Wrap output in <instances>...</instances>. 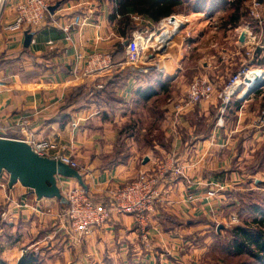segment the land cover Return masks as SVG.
Segmentation results:
<instances>
[{
  "label": "crops",
  "instance_id": "1",
  "mask_svg": "<svg viewBox=\"0 0 264 264\" xmlns=\"http://www.w3.org/2000/svg\"><path fill=\"white\" fill-rule=\"evenodd\" d=\"M24 1L0 0V136L27 143L54 140L79 163L87 191L95 201L105 200L109 187L129 181L140 171L160 170L162 201L150 214L149 249L129 214L113 213L104 225L75 242L69 226L59 218L65 201L38 199L31 189L20 183L9 187L8 177H0L5 184L0 187V264H17L29 251L41 264H168L166 255L169 264L178 263L176 252L183 245L182 234L198 230L197 224L213 217L229 199L231 184L248 186L250 178L257 187L264 184V132L259 122L264 114V86L245 100L237 96L227 107L225 120L213 119L210 127L214 128L201 134L191 123L197 113L206 116L207 108L215 111L216 92L222 83L219 64L213 62V56H202V73L193 79L210 80L215 94L182 108L178 115L166 105L170 111L159 121H163L167 145L156 143L153 152L143 148L138 161L139 152L132 142L139 122L130 118H135L136 105L150 100L144 101L139 92L150 86L157 91L154 96L165 99L173 89L175 101L181 100L188 87L182 80L183 49L179 48V57L169 55L157 71H139L125 62L127 38L116 31L118 19L110 18L111 1L45 0L55 21L47 16L38 28L8 29L17 5ZM134 16L142 19L139 25L143 27L159 24L131 14L136 28ZM64 26L68 28L64 30ZM26 32L31 33L28 43ZM202 37H194L195 43ZM119 45L123 51H118ZM98 53L109 55L112 61V66L101 72L88 66L90 57ZM75 66L79 79L71 75ZM76 88L84 93L82 97H70ZM235 102H239L236 108ZM129 128L133 133L124 138L126 155L114 160V143ZM145 130L139 129L142 136ZM176 167L180 173L174 172ZM62 178L57 176L58 185ZM215 185L223 188L218 190ZM208 227L203 224L200 230Z\"/></svg>",
  "mask_w": 264,
  "mask_h": 264
},
{
  "label": "rangeland",
  "instance_id": "2",
  "mask_svg": "<svg viewBox=\"0 0 264 264\" xmlns=\"http://www.w3.org/2000/svg\"><path fill=\"white\" fill-rule=\"evenodd\" d=\"M226 1L229 0H214L215 4L213 8L211 5H209L212 0H184L183 7L181 9H178L175 13L170 14L169 16L175 15L177 18L186 21L182 23L179 31L170 40V43L166 44V46L156 45L157 36H159V34L163 31V29H160L159 24H156L153 27H143L138 24V27L133 30V33H131V35L127 39H125L124 44L126 46L131 42V40L133 39L132 34L137 35L138 32L140 33V31H142L141 36L144 39L143 42L146 47V50H144L146 54L145 65H150L151 67L148 68V66H145L148 68L145 70V72H148L151 69V71H157L159 68H162V61L167 59L169 55L172 56L176 54L177 57L181 56L179 48H182L184 55L183 61L181 63L182 80L184 84L186 83L187 86H189V84L194 80L193 78L195 76L202 73V64L200 58L202 56H213L212 60L214 63L219 64L218 72L222 77L221 86L218 87V92H216L218 98L219 92L225 86L229 77L236 73L243 64L251 69H257L261 67V69L264 71V65L260 66L256 63V61H253V63L250 64L247 59L245 50L246 48L252 50L250 43H245L249 45L241 46L242 43L238 40L239 30H244L243 26L249 24V26L251 27L250 32L253 35H256V39L253 42L254 44H257L255 51L257 49L264 48V4L261 3L260 5H256L255 0H245L241 5L242 8L240 24L236 27H223L221 26L222 21H224L223 18L229 11L227 4H225ZM190 3L193 6L197 4L198 10H194L190 6ZM159 21L157 22L159 23ZM199 22H201V25H199ZM196 36L203 37L201 38V40H199V42L195 43L194 37ZM147 53H149L150 55L148 56ZM141 54L143 53L141 52ZM243 88L241 86L237 90V92L230 97V99L228 100V104L237 99V96H239ZM215 90L216 88H214V91ZM172 92L173 89H170L169 93L166 95L167 98L165 99L162 95L152 96L150 97L149 101L139 103L134 107L133 112H135V118L130 119L131 121L138 120L139 123H137V126H139V128L135 127L133 137L134 141L131 142L133 143V146L138 149V161L140 159V156L142 155L143 148L152 149L150 151L153 152L154 144L160 143L167 145V138L163 135V121H159V118L161 115L163 118L165 116V112H168L170 110L175 112L173 104L172 102L170 103V101H175L174 98L176 94L172 95ZM177 92L178 89L174 93ZM221 103V99L218 98L215 111L214 108H207L206 111L208 112V114H206V116H204L202 113L196 114L195 118L193 119L194 123L192 122L191 124L195 126L196 130L199 131V133L205 135L209 129H213L214 127H210L211 121L213 119L218 120L219 118H221L223 121L225 120L224 117L227 113V110L223 113L219 112ZM168 104L171 106L170 110H168V107L166 106ZM125 109H127V107H125ZM130 110L131 107H129V111ZM181 111L177 113L181 114ZM117 113V115L120 116L122 112L119 111ZM140 128H146V130L144 131V136H142L139 132ZM131 133H133V130L131 128L124 129L121 133L122 135H119V137L115 141L113 146V149L115 150L112 154V158L114 160H117L119 158L123 159V157L126 155V153L124 152L125 150H123L125 149L126 145L124 138ZM236 140L238 141L237 138ZM57 146L59 147V152L64 153V149H60V146L58 144ZM121 150H123V152ZM119 151L121 152L119 153ZM70 158L73 159L72 156H70ZM73 160L79 166V163L75 159ZM233 165L234 164L231 163L230 166L232 167ZM150 172L159 174L160 178L163 177L160 170H151ZM73 181H76V179H73ZM250 202H257L261 204L264 202V185L257 187L256 184H254L252 178H250V183L248 184V186H235L231 184L229 199L214 211L212 218H205L204 221L200 222L202 226L204 224L209 227L205 230H200L202 226L197 224L196 227L199 228L198 230H193L192 232L187 230L186 232H184V234H182L184 235V241L179 251L176 252L178 261V263L176 264H241L242 261V264H244L247 261L245 260L246 258L227 255L225 254L224 250L227 241H230L232 239L230 229L235 225H241L242 221H244V219H247L246 214H243L241 209L243 208L242 206L244 205V203ZM239 213H242L243 215L238 216ZM72 240L74 241L73 238ZM221 251H223V255ZM169 259L170 258H168V256L166 255V261L168 264L171 263ZM126 263L129 264V261ZM161 264L166 263L161 262Z\"/></svg>",
  "mask_w": 264,
  "mask_h": 264
},
{
  "label": "built area",
  "instance_id": "3",
  "mask_svg": "<svg viewBox=\"0 0 264 264\" xmlns=\"http://www.w3.org/2000/svg\"><path fill=\"white\" fill-rule=\"evenodd\" d=\"M255 4L260 5L261 3L255 1ZM53 15V11L49 10V5L45 0H25L17 5L14 21L9 24L7 28L10 30H16L25 25L29 28L35 29L43 24L47 16L55 21ZM175 17L176 16L174 15L161 19L159 21L160 29H162V22L165 19L170 18L174 20ZM134 19L138 24L143 23L142 19L138 16H134ZM67 28V26H64V30ZM243 28L244 30H239L238 37L244 32V38L241 42L242 44L240 43L241 46L249 45L245 43H250L252 50L246 48L245 55L249 63L252 64L253 61L256 60L254 51L257 44L253 43L256 39V35H253L250 32L251 27L249 24L244 25ZM141 34L142 31H140V33L138 32L137 35L132 34L133 39L125 46V62L139 71H145L151 67L150 65H145L146 54L144 50H146V47ZM137 41L138 44H135ZM156 42V45H159L157 39ZM141 52L143 54H141ZM80 57L81 55L78 54L77 60H79ZM88 66L92 67L95 71L101 72L102 70L110 68L112 66V61L109 55L98 53L90 57ZM145 66H148V68ZM253 71L261 72L263 75L262 77L264 78V71L261 67L251 69L244 64L236 73L229 77L218 95V98L222 101L219 108L220 113L226 111L229 102L228 100L241 86L242 88L244 87L241 90L243 93L247 87H249L246 79ZM71 75L73 76V79L80 78L76 66L72 69ZM187 88V92L181 100L170 101V103L172 102L173 104L176 112L174 113L176 115L178 114L177 112L181 111L184 107H192L203 101L209 100L214 93V85L210 81L202 78L194 79ZM239 96H241V93ZM219 120H221V118H219ZM259 122L261 126L260 129L264 132V114ZM29 144L33 151L38 153V155L59 160L62 163L76 168L80 172L78 164L71 159L68 154L59 152L57 143L54 140L44 138ZM174 172L180 173V168L176 167ZM0 177L2 180H5V178L8 177V174L3 171L0 173ZM58 182L59 185H57L60 189V193L66 202L65 207L59 213V218L67 223L70 228L71 236L75 242H79L83 237L92 232L94 228L104 225L113 213H117L129 214L134 218L138 225L139 236L143 241L144 247L146 249L151 248L152 241L148 235L150 214L154 211L156 204L162 201L161 190L159 188L161 182L159 174L140 171L136 177L129 181L114 187H109L106 190V198L103 201L93 200L87 191V188L85 189L79 184H72L67 179L65 180V178L58 180ZM4 186V182L1 181L0 187ZM215 187L218 190L223 188L221 185H215ZM208 192L209 195H213L214 190Z\"/></svg>",
  "mask_w": 264,
  "mask_h": 264
},
{
  "label": "trees",
  "instance_id": "4",
  "mask_svg": "<svg viewBox=\"0 0 264 264\" xmlns=\"http://www.w3.org/2000/svg\"><path fill=\"white\" fill-rule=\"evenodd\" d=\"M113 3V11L111 19L117 18V33L123 38H128L130 32L136 27L133 26L130 15L137 14L147 17L152 22L175 13L181 9L184 0H109ZM190 1V0H187ZM224 1V0H223ZM245 0H229L225 4L228 6V13L222 21L223 27H236L241 21V5ZM257 3L264 4V0H255ZM214 0L209 3L214 8ZM190 6L194 10H198L197 4ZM118 16V17H117ZM118 51H123V46L119 45ZM256 63L260 66L264 65V48L255 51ZM167 85L168 82H162ZM169 85V84H168ZM83 92L80 88H76L71 92L70 97H82ZM139 96L143 100H149L150 97L157 94L153 87H146L139 92ZM167 98V96H166ZM234 102V101H233ZM239 102L234 103V107H238ZM229 104L227 105V107ZM226 107V110H227ZM258 185H264L263 183ZM264 203V202H263ZM257 202L244 203L241 207L242 213L246 214L247 219L242 221L241 225H235L230 229L232 239L227 241L225 246V254L234 257H244L247 260L244 264H264V204ZM239 213L238 216L243 215ZM222 255L224 254L221 251ZM229 257V256H228ZM243 262V261H242ZM241 262V264H242ZM17 264H41L40 259L33 252H24Z\"/></svg>",
  "mask_w": 264,
  "mask_h": 264
},
{
  "label": "water",
  "instance_id": "5",
  "mask_svg": "<svg viewBox=\"0 0 264 264\" xmlns=\"http://www.w3.org/2000/svg\"><path fill=\"white\" fill-rule=\"evenodd\" d=\"M49 10L52 11L51 8ZM30 38L31 33L26 32L25 42L28 43ZM243 38L244 33L240 35L239 41L242 42ZM250 83L240 100H245L255 90L264 86V78ZM146 161L147 157H144L143 162ZM3 171L8 174L9 187L20 183L31 189L38 199L57 198L65 201L57 185V176L76 179L78 184L86 189L82 175L76 168L59 160L38 155L24 140L0 136V173Z\"/></svg>",
  "mask_w": 264,
  "mask_h": 264
},
{
  "label": "bare ground",
  "instance_id": "6",
  "mask_svg": "<svg viewBox=\"0 0 264 264\" xmlns=\"http://www.w3.org/2000/svg\"><path fill=\"white\" fill-rule=\"evenodd\" d=\"M186 20H182L179 19L177 17H175L174 20L172 19H165L162 22V29L163 31L159 34V36L157 37L158 40V44L159 46L161 45H165L167 43H170V40L174 37V35L179 31L182 23H184ZM176 37V36H175ZM135 44H138V41L135 42ZM262 73L258 72V71H253L251 75H249V77L247 79H249L248 86L250 85V82L254 81V80H260L263 79L262 77ZM243 92H241L242 95Z\"/></svg>",
  "mask_w": 264,
  "mask_h": 264
}]
</instances>
